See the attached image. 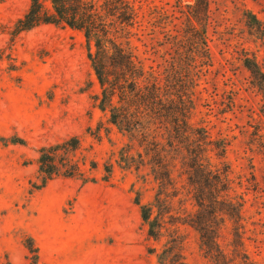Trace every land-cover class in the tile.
Masks as SVG:
<instances>
[{
	"label": "rangeland",
	"instance_id": "obj_1",
	"mask_svg": "<svg viewBox=\"0 0 264 264\" xmlns=\"http://www.w3.org/2000/svg\"><path fill=\"white\" fill-rule=\"evenodd\" d=\"M142 1L144 11L194 2ZM28 6L29 0H0V264H158L174 236L182 255L170 252L168 260L214 264L188 223L194 207L185 193L173 191L154 207L166 229L157 239L147 234L139 206L155 205L156 184L148 167L125 166L128 138L97 106L83 33L54 24L15 33ZM209 10L213 62L192 121L227 142L231 195L245 200V249L253 264H264V88L243 64L254 58L264 73V0H210ZM71 138L80 173L58 174L41 186L40 149ZM230 240L227 222L219 243L228 252Z\"/></svg>",
	"mask_w": 264,
	"mask_h": 264
},
{
	"label": "trees",
	"instance_id": "obj_2",
	"mask_svg": "<svg viewBox=\"0 0 264 264\" xmlns=\"http://www.w3.org/2000/svg\"><path fill=\"white\" fill-rule=\"evenodd\" d=\"M209 4L210 0H194L172 10L146 4L144 11L142 0H29L14 32L54 24L83 33L86 56L99 85L97 106L128 138L121 154L125 166L148 167L156 184L155 205L139 206L149 236L157 239L166 229L162 213L153 216L154 207L166 204L173 191L185 193L194 207L188 223L198 232L205 256L214 264H253L244 245L245 200L231 195L227 142L212 138L207 126L192 121L202 92L198 87L213 62L207 43ZM135 36L143 46L141 54L132 43ZM243 64L264 88V73L256 60L246 57ZM76 148L77 139L71 138L40 149L41 186L55 175L80 173L71 156ZM135 148L138 160L131 153ZM227 222L230 252L219 243ZM170 242L158 255V264H186L181 257L168 260L170 252L182 255L177 236Z\"/></svg>",
	"mask_w": 264,
	"mask_h": 264
}]
</instances>
